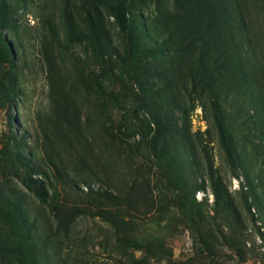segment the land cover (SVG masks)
Returning <instances> with one entry per match:
<instances>
[{
    "label": "rangeland",
    "instance_id": "374dc122",
    "mask_svg": "<svg viewBox=\"0 0 264 264\" xmlns=\"http://www.w3.org/2000/svg\"><path fill=\"white\" fill-rule=\"evenodd\" d=\"M129 35L160 50L164 100L193 107L178 128L224 182L219 199L208 180L196 193L202 219L166 204L180 179L158 198L153 173L150 190L141 179L153 164L111 136L124 112L103 93L98 46ZM0 229L33 237L44 264H264V0H0ZM17 253L0 264H40Z\"/></svg>",
    "mask_w": 264,
    "mask_h": 264
},
{
    "label": "trees",
    "instance_id": "16d2710c",
    "mask_svg": "<svg viewBox=\"0 0 264 264\" xmlns=\"http://www.w3.org/2000/svg\"><path fill=\"white\" fill-rule=\"evenodd\" d=\"M97 32L100 33L99 30ZM145 37L150 39L148 36ZM122 41V46L119 48L108 38L107 45L98 47L102 52L108 49L111 53H105L101 56L102 58H95L96 60L102 59V78L105 84L103 93L108 99L110 107L124 112L122 120L116 124L115 136L114 134L111 136L124 142V144H128L129 141L141 151L138 154L146 157L153 164V167L146 168L151 171L149 176H142L141 179L145 181L146 187L150 190V179L153 177L155 189L159 192L158 198L163 192L170 195L171 190H174L172 180L180 179L181 185L175 189L178 193L175 200H169L166 204L172 202L186 218L195 214V217L202 219L204 216L198 209L196 193L207 189L208 180L219 199L217 191L220 186L224 187V182L212 164L211 156L206 148H202L204 154V163L202 164L193 141V135L186 126L178 128L179 119L185 120L184 124L188 123L193 107L177 104L175 94L172 91H169L172 103L165 102L164 98L167 91L163 93V90L158 87V82L165 80L166 72L164 64L158 57L160 50L148 46L144 40L135 43L131 35L128 36L127 40ZM167 49L169 50V48ZM13 85L17 88V81ZM133 130L137 136L131 134ZM220 131L221 135H230L225 126H221ZM176 135H180L184 140H177ZM181 148L184 153H187L189 167H180L178 164V160L183 161L180 158ZM229 153L231 158L236 156L233 140ZM156 165L159 171H155ZM164 171L169 172L164 175ZM151 173H153L152 177ZM90 195L96 196L93 191ZM56 198L57 200L54 202L59 204V212L79 210L78 205L72 206L65 198L57 196ZM111 201L115 203V207H122L119 203L117 204V200L111 199ZM131 211L132 214L129 217L133 218L138 214L140 208L138 206L132 207ZM108 218L111 219L110 223L113 227L119 233L122 232L119 223L123 222L120 221L118 213L110 212ZM2 238L3 234L0 229V242L5 244L4 250H0V252L12 255L17 251V255L19 253L22 255L26 251L29 258L30 255L38 257L40 264H44V261L48 262V259L45 258L47 257L45 248L37 249L29 244L30 240L34 242L33 237H25L16 242L15 235L13 237L7 236V242H4ZM18 243L20 244L19 247H17ZM34 261L36 260L30 258L15 263L1 261V264H38L37 261Z\"/></svg>",
    "mask_w": 264,
    "mask_h": 264
}]
</instances>
